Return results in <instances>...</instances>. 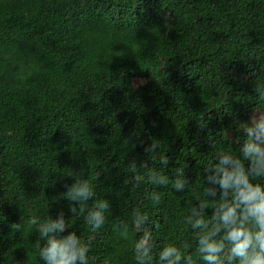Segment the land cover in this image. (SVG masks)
Returning <instances> with one entry per match:
<instances>
[{"label": "trees", "instance_id": "trees-1", "mask_svg": "<svg viewBox=\"0 0 264 264\" xmlns=\"http://www.w3.org/2000/svg\"><path fill=\"white\" fill-rule=\"evenodd\" d=\"M260 93L264 0H0V264H44L37 228L61 212L62 235L89 247L88 264H137L144 233L152 264L167 246L205 264L185 220L199 199H219L206 197L204 170L221 152L242 157V123L264 113ZM149 143L156 152H144ZM150 171L169 183H151ZM75 180L94 192L77 215L62 195ZM105 199V224L93 231L84 217Z\"/></svg>", "mask_w": 264, "mask_h": 264}, {"label": "clouds", "instance_id": "clouds-1", "mask_svg": "<svg viewBox=\"0 0 264 264\" xmlns=\"http://www.w3.org/2000/svg\"><path fill=\"white\" fill-rule=\"evenodd\" d=\"M264 99V93L259 94ZM242 131L246 133L240 152L242 157L230 153L221 152L216 156L215 164L206 168L204 172L206 197L219 199L200 200L197 206L191 207L190 214L185 222L197 231V252L205 264H264V186L254 184L253 179L264 177V113H254L249 122L242 123ZM146 154L157 151L159 145L149 143L143 145ZM218 160V162H217ZM245 161L248 162L247 166ZM160 164L165 167L169 164V157L160 159ZM145 167L142 161L131 159L129 167ZM181 179L172 181L176 192H183L188 185V179L184 174L177 172ZM100 173H97L99 179ZM137 184L142 179L134 177ZM148 179L151 183L166 186L169 179L156 171H150ZM66 191L62 194L70 202L69 211L73 215L83 212L79 207L94 197L91 185L86 180H78L71 185H65ZM154 199L158 201L159 197ZM212 215L205 219L206 209L210 208ZM74 202V203H73ZM79 209V210H78ZM110 209L108 200L96 202L92 209L84 217L87 224L96 231L104 226L105 213ZM147 216L134 211L133 225L143 232L147 223ZM35 217L29 220V224L37 225ZM120 234L127 238L129 226L121 221L114 226ZM68 228L63 212L57 218H50L40 223L37 231L40 238L46 243L40 249L39 258L44 264H88L89 247L82 244L77 234L72 231L62 235ZM11 229L22 232L21 223H13ZM151 236L144 233L143 237L135 244L137 264H152ZM160 264H195L191 255L184 256L175 246H167L159 253Z\"/></svg>", "mask_w": 264, "mask_h": 264}, {"label": "rangeland", "instance_id": "rangeland-1", "mask_svg": "<svg viewBox=\"0 0 264 264\" xmlns=\"http://www.w3.org/2000/svg\"><path fill=\"white\" fill-rule=\"evenodd\" d=\"M257 114H259V113H257Z\"/></svg>", "mask_w": 264, "mask_h": 264}]
</instances>
